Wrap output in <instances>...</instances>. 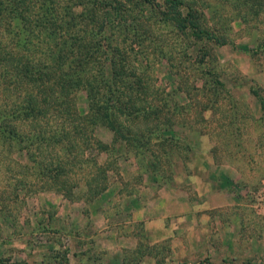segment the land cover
Masks as SVG:
<instances>
[{
    "label": "rangeland",
    "instance_id": "374dc122",
    "mask_svg": "<svg viewBox=\"0 0 264 264\" xmlns=\"http://www.w3.org/2000/svg\"><path fill=\"white\" fill-rule=\"evenodd\" d=\"M40 1L0 21V115L32 140L0 130V264H264V0H182L224 44L172 28L162 0ZM54 44L78 70L49 75L71 112L62 130L50 106L37 136L20 78L55 68ZM112 67L135 91L99 90Z\"/></svg>",
    "mask_w": 264,
    "mask_h": 264
},
{
    "label": "trees",
    "instance_id": "16d2710c",
    "mask_svg": "<svg viewBox=\"0 0 264 264\" xmlns=\"http://www.w3.org/2000/svg\"><path fill=\"white\" fill-rule=\"evenodd\" d=\"M72 1L73 0H70L69 2H72ZM143 1L144 2H151L152 0H143ZM162 1H163V3H162V6L160 8V11L163 14V18H164L163 20L165 22H167L172 28L176 29L177 31H179L182 34L191 35L192 37H196V38H200V39L206 38L208 40L215 38L217 43H220V44L226 43V41L224 39L218 38V41H217V35L215 33H211L210 30H208L205 27L202 28L199 25V20L195 15L196 11L192 8V6L190 4L185 5V3L182 0H162ZM19 2H20V0H0V21H3L4 18L9 19V20H15L16 14L19 12V6H18ZM40 2H41V7L44 5L46 7V9L48 10V12L53 8V6H52V8L50 6V8H51L50 9L49 6L46 5L47 3H45V0H41ZM51 2H52V0H50V3ZM93 3L94 2H90V0L87 1V4H89V5L90 4L93 5ZM54 4H55V1L53 0L51 5H54ZM101 6H103V5H101ZM97 7H100V5H97V3L95 2L94 8H97ZM81 15H83V13ZM26 30H27V28L25 25H24V27H21V25L18 27L17 36L18 35L20 36V38H19L20 41L18 40L19 43H21L22 41L26 42L27 36H24V34L26 33ZM132 31L134 32V34L136 33V30L132 29ZM30 32H33V31H30ZM134 36H136V35H134ZM63 45H65V44H63ZM45 52L49 57L51 55L53 58H55L56 61L53 62L52 66L50 65L51 67H55V68H50L48 70V72L46 73L39 66H35V67L31 66V70L33 71V76L28 75L26 73L23 76H21V78H20V82L22 84V87H23L24 83L28 80V78L30 79V77H35L36 82H38L37 84L40 87L39 88L37 86V88L39 89V91H37L38 94L37 93L29 94V96L27 97L29 99L28 100V107H30L29 111L33 112L34 114H25V119H28V123H30L29 125L32 126L34 133H36L37 136L43 135V132H45L43 130V125H47V123L48 124L54 123L53 126H57L59 124V122L56 121V117H54L55 116L54 113H52L54 115L53 116L54 119H52L51 117L50 118H51V120H54L55 122L49 121V116L51 114L49 116H46V114L50 110V106H52L54 108V110H56V105L59 104L58 102L56 103L55 97L51 98V96L53 95L52 94L53 93V87L50 84V78H49L50 73L53 70V73L59 72L61 74V76H66L67 74H71V73L75 74V72L78 71L77 68H73L71 65L66 66V68H71L72 71H74V72L68 71V69H64V68H60V70L58 69V67H61L60 61L62 59L64 60L66 58V54H65L64 50L61 48L59 49L58 45H56V44L49 45L48 47L45 48ZM89 52H91L90 54H88L91 58L93 53H92V51H89ZM6 64H4L2 66H5ZM25 68H27V70L30 71V68H28V66H26ZM113 69H114V71L112 73V76L116 79V81L112 79V76H111V78H109L110 76L107 77L101 83H99L100 87L97 86V87H99V90L104 91V93L115 92V86L117 87V85L119 83V84H121V86L123 88L128 89V91H132L134 89L132 87L133 86L132 83H130L128 81L122 82V80H117V79H123V78H121V77L117 78L118 77L117 70L115 68H113ZM18 71L20 72L19 69H18ZM17 75H19V74H17ZM5 76H7V71H5V73H4V77ZM12 81H17V80H12ZM66 81H69V78ZM119 81H121V82H119ZM9 83H12V82H9ZM125 83H127V84H125ZM63 84H64V86H67V82H65V80H64ZM113 87H114V89H113ZM94 90L95 89L93 87L88 93L89 103H90V106H92V108L94 107L95 103L97 102V101H95L96 98H95V95L93 94ZM47 91L49 92V94L47 93ZM133 91H135V90H133ZM120 100L121 99L118 95L117 96L111 95V96H108L107 98H105L104 101L107 103L108 106L110 105L109 103L111 101H113L112 107L114 108V112H117L119 105H121V103L123 102ZM260 101H261L262 107L264 108V98H262ZM107 105L103 106V108H108ZM100 109H101V106H99V107L97 106L96 113H98V111ZM70 110H68L69 113L71 112ZM128 110L133 115H136L135 113L138 111V109L135 106L133 107V109H128ZM150 111H151L150 113L161 112V107H159V106L152 107V110H150ZM67 113H65L63 111V109H61V108L56 110V114L58 116H60V122L62 120V123H61L62 130H65V128L67 127V124H68L67 116H66ZM150 113L148 112L146 114V117L150 116ZM104 114L106 116L104 121L107 122L111 127H113L114 132H116V133L119 132L120 130H117L112 125L111 120H109V118H110L109 114H107L106 112H104ZM18 116H20V115L17 114L16 112L11 113V115H9L11 121L13 119H16ZM40 116L43 119L40 120ZM45 117H47L46 120H44ZM116 127H118V126L116 125ZM14 128L15 127H12L10 125V122L6 119L5 114L0 115V130L2 133L6 132L7 136L10 139H15L20 144L27 143L30 145V142L32 143V140H29V138H27V136L25 137L24 135L23 136L19 135L18 132L16 131V128L15 129ZM151 130H152V128H151ZM123 135H124V133H123ZM123 135L121 134V136L124 138ZM22 137L24 139H22ZM51 143H54V141L45 140V138H44L42 143H40V144L38 143L39 148H37V149L39 150L42 146H44V148L46 149V148L50 147ZM26 147H27V145H26ZM43 152L47 153L45 150L41 149L40 153H43ZM156 156H157V154H156ZM160 156L164 157V155H161V154H160ZM153 171L156 174L158 173L157 174L158 177H161L164 179L165 172L159 171V170H157V168L153 169ZM44 175H47V174L44 173ZM93 179L94 180H91L88 183L90 186L89 190L90 191H94V189L96 191L101 190L100 186H93L95 183L94 181L96 180L95 178H93Z\"/></svg>",
    "mask_w": 264,
    "mask_h": 264
}]
</instances>
